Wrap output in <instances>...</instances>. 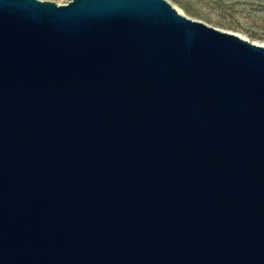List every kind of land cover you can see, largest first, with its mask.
Wrapping results in <instances>:
<instances>
[{
	"label": "water",
	"instance_id": "water-1",
	"mask_svg": "<svg viewBox=\"0 0 264 264\" xmlns=\"http://www.w3.org/2000/svg\"><path fill=\"white\" fill-rule=\"evenodd\" d=\"M0 264H264V45L0 0Z\"/></svg>",
	"mask_w": 264,
	"mask_h": 264
},
{
	"label": "rangeland",
	"instance_id": "rangeland-1",
	"mask_svg": "<svg viewBox=\"0 0 264 264\" xmlns=\"http://www.w3.org/2000/svg\"><path fill=\"white\" fill-rule=\"evenodd\" d=\"M52 1L59 5L71 0ZM187 17L264 45V0H167Z\"/></svg>",
	"mask_w": 264,
	"mask_h": 264
},
{
	"label": "bare ground",
	"instance_id": "bare-ground-1",
	"mask_svg": "<svg viewBox=\"0 0 264 264\" xmlns=\"http://www.w3.org/2000/svg\"><path fill=\"white\" fill-rule=\"evenodd\" d=\"M181 13V12H180ZM243 38V37H242ZM256 44H258V43H256ZM259 45H262V44H259Z\"/></svg>",
	"mask_w": 264,
	"mask_h": 264
}]
</instances>
